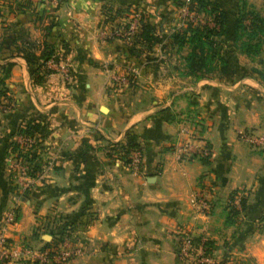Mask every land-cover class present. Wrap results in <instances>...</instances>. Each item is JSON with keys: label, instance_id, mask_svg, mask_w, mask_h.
<instances>
[{"label": "crops", "instance_id": "obj_1", "mask_svg": "<svg viewBox=\"0 0 264 264\" xmlns=\"http://www.w3.org/2000/svg\"><path fill=\"white\" fill-rule=\"evenodd\" d=\"M2 1L0 70L10 63L5 80L15 103L0 111V218L16 204L13 240L40 247L64 219L74 220L73 234L83 252L69 264H180L175 232L192 225L220 252L229 239L240 264H264V159L236 137L244 126L264 133L259 99L246 89L223 95L220 89L232 85L218 81L209 92L196 90L201 92L196 107L202 115L209 109L212 117L199 118L206 127L199 129V139H190L194 146L211 144L213 153L207 161L180 160L175 148L188 138L184 128L192 118H180L176 111L184 98L174 96L180 90L167 92L179 79L174 73L161 77V45H131L98 32L103 6L133 3L153 10L160 0H47L38 15L21 3L13 6L16 0H5L4 6ZM19 25L31 39L65 51L58 61L69 65L74 78L66 80L54 70L34 88L28 63L13 42ZM127 68L136 79L113 84L110 75ZM27 119H40L46 130L36 146L39 170L28 190L17 195L7 154L17 125ZM128 129L142 147L137 170L108 151ZM200 188L212 201L206 221L192 199ZM232 190L242 191L245 208L228 223L226 198Z\"/></svg>", "mask_w": 264, "mask_h": 264}, {"label": "rangeland", "instance_id": "obj_2", "mask_svg": "<svg viewBox=\"0 0 264 264\" xmlns=\"http://www.w3.org/2000/svg\"><path fill=\"white\" fill-rule=\"evenodd\" d=\"M4 1L5 0L2 1L3 6L5 5ZM19 2L22 4L25 2L26 5H28L27 2H29L30 5H28V7L35 5L36 10L40 13L42 12V9L45 8L47 0H16V5L14 1L13 6H17ZM154 6H152L153 10L148 9L149 7L147 8L146 6L140 7L143 9L145 8L147 14L155 25L158 39L157 45L158 47L161 45L162 52H160V61L163 63V67L160 69L161 77L168 78L169 75L174 73L177 79H179L172 87H167V92L169 90L168 93L171 94L174 91L180 90V92H177L174 96H176L177 99L178 97H184L178 99L176 111L178 110L177 113L180 115V118H192L191 120H186L188 123L191 121L187 126V128L190 127V135L195 136L194 138L198 137L197 139H199L200 131L206 127L205 125L203 126L202 123H199V118L205 120L208 115L212 117L209 109H207V113L202 115L200 108L196 107L197 102L199 103V101H195L197 99L196 96L201 94L200 91L197 92L196 90L204 88L206 89V92H209L208 90L215 86V81L224 85H232L224 86V89H220L221 92L223 91V95L233 93L234 91L240 92L242 90L244 93L245 89L248 90L251 96L254 95L256 99H259L256 100V109L257 113L261 115L260 119L263 120L264 0H160V4L156 7ZM157 8L160 10V13H157ZM27 11L36 15L35 9L33 11L32 8H29ZM221 11L226 14V20L223 25H219V12ZM21 25L18 26V29L25 31L24 26ZM207 31L210 32V34L203 44L204 53L203 61L201 62L202 66H204L203 71L190 70L188 67L190 54L194 52V54L197 55L193 57L192 61L193 65H195L199 62L198 56L202 53L200 52L198 40L191 36L195 34L196 37V35L201 34L203 37L206 35ZM255 49H257V51H253ZM127 70H129V72ZM127 70H125V72L127 73L126 75L128 79L124 76L126 78L125 82L132 83L135 77L130 69L127 68ZM186 74H190L187 79L181 77ZM64 78H66V80L74 78L70 69L69 77ZM185 86L187 87L183 89ZM253 89H255V92H252ZM204 101H207V98L204 99ZM199 115L202 116L199 117ZM195 118H197V120H195ZM192 123H195L194 127L198 128L197 131L195 129L191 130ZM256 127L257 126H244L237 131L236 137L245 144V148L262 156L264 159L262 150L252 148L240 136L241 130L255 131L254 128ZM199 129L201 130L199 131ZM16 139H18L17 136L15 141ZM13 142L14 140L11 139V142L9 143V153L7 154L8 158H10L12 153L15 154L16 152V149L12 145ZM209 146L212 148L211 144H209ZM212 151L213 149H211L210 156H212ZM113 153L115 152H112V154ZM198 157L200 158V156ZM209 186L210 185L203 184L202 188L205 187V189H209ZM202 188H200L198 193L193 195L192 199L194 203V196L202 194ZM239 192L241 196H244L242 191ZM226 200L227 204L228 199L226 198ZM210 207H212L211 200ZM196 208L198 209V207ZM202 216L205 221L210 218V215L206 217L202 214ZM183 229L188 232H193L195 236L199 234L206 235L209 238L208 234H204V232L194 229V226L192 225L178 227L176 229L177 232H175L173 245L176 255L179 246L178 232ZM209 240L211 239L209 238ZM222 245L224 247V249H222L224 252H220L219 249H217L218 246L216 247L212 244L216 256L230 257V264H240L239 258L232 256L233 247H229V239H224ZM226 254H229V256H226ZM180 264H182L181 260Z\"/></svg>", "mask_w": 264, "mask_h": 264}, {"label": "built area", "instance_id": "obj_3", "mask_svg": "<svg viewBox=\"0 0 264 264\" xmlns=\"http://www.w3.org/2000/svg\"><path fill=\"white\" fill-rule=\"evenodd\" d=\"M140 9L131 7L126 16H120L115 19L113 24H104L98 26V32L105 39H120L126 43L133 40L134 35L139 29ZM46 65L55 70H59L64 77H69V65L60 62L54 58H48ZM124 69L116 71L110 75L113 84H121L125 82L127 73ZM129 72V70H127ZM126 76V78L124 77ZM128 79V78H127ZM189 134L188 138L179 143L176 148L177 158L180 160L191 158L193 156H204L211 154V148L206 142L194 146L191 142L189 128H184ZM240 136L252 148L262 150L264 154V134L253 130H241ZM16 142L19 147L27 148L33 138L17 134ZM141 163V151L134 149L130 153V161L128 166L134 170L139 169ZM30 162L25 156L11 154L9 158V168L11 170V186L15 194L24 193L30 186ZM197 197V198H196ZM240 193L236 192L231 200L233 204L239 205ZM16 196L14 199L16 200ZM195 204L198 210L208 217L210 215V198L206 194H198L194 196ZM18 212L16 204L7 209L0 218V264H13L20 262H28L31 264H69V261L76 255L83 252L82 243H78L76 239L65 236L58 243L50 246H32L26 242H15L10 235L12 227L17 222ZM179 246L177 255L182 264H230V257L216 256L213 251L211 240L206 235H199L187 230L179 231ZM229 256V255H228Z\"/></svg>", "mask_w": 264, "mask_h": 264}, {"label": "trees", "instance_id": "obj_4", "mask_svg": "<svg viewBox=\"0 0 264 264\" xmlns=\"http://www.w3.org/2000/svg\"><path fill=\"white\" fill-rule=\"evenodd\" d=\"M29 1V0H26ZM30 5L29 2H27ZM20 2L18 3V6ZM22 6L20 8L28 7V5L23 2L21 3ZM131 7L139 8L140 9V17H139V29L138 32L134 35L133 40L127 44H135L138 42H142L147 46L153 45L158 39L156 35L155 25L150 19V16L147 14L145 8H141L137 4L129 3L126 5H121L115 8L110 6L102 8V17L98 21V26L104 24H113L114 20L120 16H126ZM33 11L35 9L36 15H38V10H36L35 5L32 7ZM220 20L219 25H223L226 20V14L221 11L219 12ZM258 27V26H257ZM210 32H206V35L203 37L201 34L191 36L192 38H196L199 43L200 52H202L199 56V62L193 65V57L197 56L194 54H190L188 59V67L190 70L196 71H203L204 66H202L201 62L203 61V53H204V46L203 44L208 39ZM204 38V40H203ZM113 38H108V40H112ZM17 41V42H16ZM13 42H15V48L22 53L28 63L29 74L31 78V83L34 88L41 85L42 82L45 80V77L50 72L54 71L55 69L50 68L46 65V60L48 58H54L56 60L65 57V51H57L53 48L52 44L50 45L48 42L44 41L42 44L36 41L35 39H31L28 35H26L25 31L16 30V35L13 38ZM132 49V46L129 47ZM257 51V49L253 50ZM200 63V64H199ZM197 65V66H196ZM10 70V63L3 64L0 70V111L13 107L15 101L10 94L9 88L6 84L5 78L7 77ZM46 130L45 123H43L40 119H27L23 122H20L17 125L16 132L17 134H22L29 136L34 139L33 142L27 147H19V144L14 140L13 147L16 149L18 154H21L26 157V159L30 162V173L31 175H36L39 170V162L37 160L38 154L36 152V146L39 143V138L44 135V131ZM206 144H208L206 142ZM209 146V144H208ZM110 150L109 153L115 152L117 157H120L126 164L130 161V153L134 149H138L141 151L142 147L137 140L136 133L128 129L125 132L124 140L120 141H113L110 142ZM211 154L200 156L202 161H207ZM28 190V189H27ZM26 190V191H27ZM25 191V192H26ZM236 191H232L229 194L228 202L226 204V211H225V220L228 223L234 221L236 214L245 208V197L241 196L239 205L233 204L231 200L234 198ZM52 234V238L50 240H45L42 246H50L53 243H58L62 240L65 236H69L71 239H75L74 232V220H66L64 219L59 227L55 230L49 231ZM209 243H212L210 241ZM226 256H228L226 254Z\"/></svg>", "mask_w": 264, "mask_h": 264}]
</instances>
